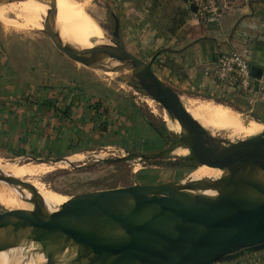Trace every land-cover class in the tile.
<instances>
[{
    "label": "water",
    "instance_id": "obj_1",
    "mask_svg": "<svg viewBox=\"0 0 264 264\" xmlns=\"http://www.w3.org/2000/svg\"><path fill=\"white\" fill-rule=\"evenodd\" d=\"M22 0H0V3ZM57 6V0H40ZM187 1V0H186ZM193 11L196 6L191 4ZM115 19L112 43L84 56L64 42L51 16L50 39L69 59L88 67L123 72L131 86L165 108L181 124L177 138L152 152L128 151L102 162L177 164L192 161L222 170L219 177L176 180L97 190L70 198L50 211L36 186L0 169V181L31 197L32 209L0 213V252L25 247L26 257L42 253L41 264H221L264 249V129L236 141L219 137L187 110L181 95L155 70L157 55L144 60L119 39ZM117 61L118 64H112ZM127 71V72H126ZM223 91L236 95L228 84ZM264 123V113L245 111ZM152 125V124H151ZM186 155L174 154L179 148ZM41 162L69 161L70 156L37 157ZM214 192V193H210ZM83 201L84 203H81ZM37 250V251H34Z\"/></svg>",
    "mask_w": 264,
    "mask_h": 264
},
{
    "label": "crops",
    "instance_id": "obj_2",
    "mask_svg": "<svg viewBox=\"0 0 264 264\" xmlns=\"http://www.w3.org/2000/svg\"><path fill=\"white\" fill-rule=\"evenodd\" d=\"M219 1L224 13L218 20L207 22L194 18L195 11L186 0H111L108 8L119 21L121 43L143 58L148 56V60L157 55L155 70L166 83L207 95H227L223 86L205 73L204 66L214 63L222 52L236 50L248 56L254 75L264 74V0ZM6 38L0 27V64L7 55L17 80L11 94L6 91L11 85L0 83L1 147L19 156H72L90 149L88 144L100 135L115 129L120 133L116 125L127 123V119V129L139 130L137 135L153 128L138 103L126 93L111 90L88 101L72 88L78 81L55 64L51 66L50 61L40 65L27 44L21 51L23 59L14 57L18 41ZM4 42L8 47L3 50ZM45 42L50 57L51 41ZM229 95L264 113V102L250 104L244 97ZM120 119L125 121L117 124ZM221 264H264V249Z\"/></svg>",
    "mask_w": 264,
    "mask_h": 264
},
{
    "label": "rangeland",
    "instance_id": "obj_3",
    "mask_svg": "<svg viewBox=\"0 0 264 264\" xmlns=\"http://www.w3.org/2000/svg\"><path fill=\"white\" fill-rule=\"evenodd\" d=\"M89 1V0H87ZM15 4V11H10L9 15L11 23L14 24L21 21L25 25L24 27H6L4 23L0 21V27L3 29V33L5 37L10 38L13 37V43L18 41L17 50L15 52L14 57H20L21 51L23 49V45L27 44V49L31 54H37V62L40 65H48L49 61L59 69L63 71V73H67L69 77L74 79L76 84L71 85L73 89H76L78 94H81L84 99L90 101L91 99H99L101 95L108 94L111 90H119L123 93L129 95L136 103H138L139 107L145 113V117L148 122L152 124L151 126L161 127L164 126L168 130L170 134L178 133L172 129H170L167 121L165 120L162 112H166V109L163 108L157 101L143 96L141 93L137 92L132 86H129L128 83L118 79L117 77H123L124 74L121 71H107L112 66L104 64L106 67H88L81 63L75 62L69 59L67 56L62 54L53 42L50 39V36L44 31L34 24L37 22V18L35 17L34 10L30 8L29 4L25 8V5L22 4V1L13 2ZM19 3V7L18 4ZM111 0H90L87 3V8L91 11L90 15L95 19L96 22L100 25V22L104 26V30H106L109 36L113 37V32L115 29V22L112 19L111 14H109V4ZM50 5V4H49ZM45 7H42V9ZM28 9V10H27ZM21 10V12H20ZM25 10L28 18H25L22 12ZM45 13V11H43ZM16 15H20V18H17ZM32 16V17H31ZM71 22V16H69ZM74 24L79 25L84 28L83 35H88L87 26L84 23V20L81 16H76ZM31 24V25H30ZM21 26H23L21 24ZM20 28V29H19ZM82 35V36H83ZM80 36V35H79ZM6 38V41H9ZM19 39V40H17ZM47 41H51V56H48L49 46ZM23 42V43H21ZM8 42H4L2 49H6L8 47ZM35 48L39 52H35ZM46 52V55L45 53ZM19 55V56H18ZM42 57V58H41ZM143 58V57H142ZM146 58V59H145ZM144 60H148V56H145ZM42 59H44L42 61ZM11 59L8 60V56L5 55L3 59V64H0V83L4 85H11L10 88H7L6 91H9L11 94L14 90V82H16L17 78L13 77L15 75L14 66L10 63ZM23 65L22 63H20ZM113 63L112 65H114ZM110 70V69H109ZM127 72V71H126ZM27 73L23 71L22 74ZM58 74H61L60 71ZM37 75L41 76L43 73L39 72ZM43 79V78H42ZM13 81V82H11ZM71 81V80H70ZM169 84V83H168ZM175 90L181 95L182 98H194L199 100L212 99L215 103H223L233 111L239 112L243 116V123L248 121H252L253 116L247 114L245 111H256L255 109H250V105L247 106L236 101L235 98H232L231 95L227 94H219V95H207L197 91L191 90H183L178 89V87H174ZM19 92L17 89L16 93ZM199 97V98H198ZM148 98V99H147ZM183 99V100H184ZM151 100V102H150ZM85 101V100H84ZM155 102V103H154ZM184 102V101H183ZM185 103V102H184ZM191 112L194 109H189ZM202 114V113H201ZM200 113L192 112L194 118H200L199 122L208 127L209 121L206 123L203 121L204 119L200 117ZM204 118L207 117L206 114L203 115ZM207 118H210L209 116ZM255 119V118H254ZM119 121V120H118ZM124 119H120V124ZM128 121V122H127ZM127 123H122L120 125H116V127H120V133L115 130H112L108 135L103 136L100 135L98 140H94L92 143L88 144L87 147L90 149H86L83 153L75 154L81 156V159L77 160L73 163H67L65 167H58L51 169L40 176L29 177L27 178L31 182L38 183V185L42 184L41 187L47 190H51L54 194L62 197L68 196L69 198L74 197H86L90 193L103 190L116 188L121 186L133 185L135 183L140 184H159L168 181H176V180H188L189 178H193L194 174L198 172L195 170L199 165H186L181 162L177 164H145V163H136L132 161L125 162H102L100 159L104 158H114L118 156L127 155L128 151H134L138 153L144 152H152L159 149H163L166 146V141L161 139L158 133L154 128H148L147 134L137 135L139 130H132L130 132L127 128L129 127V119H127ZM212 121V120H211ZM209 124H213L215 122H211ZM254 121V120H253ZM208 122V123H207ZM262 126L255 128H246L242 127L241 129H230L227 131L223 130H213L214 134L219 137L227 138L232 141H236L237 139H243L242 136H249L254 134L257 130H259ZM124 131V132H122ZM231 136H230V134ZM107 141H110L111 144H107ZM88 150V151H87ZM180 153V155H185V152L181 150H176ZM0 159L6 160L11 163H35L41 162L39 160H34L29 156H19L15 153L9 151L0 146ZM32 161V162H31ZM50 164H59L60 162H46ZM44 163V164H46ZM189 163V161L187 162ZM35 164H43V163H35ZM195 171H194V170ZM40 179H39V178ZM33 179V180H32ZM35 180V181H34ZM40 181V182H39ZM44 185V186H43ZM16 196V195H11ZM50 197V196H49ZM54 197V196H53ZM50 197V198H53ZM56 197H54L55 199ZM17 204V203H16ZM19 205V203L17 204ZM6 206H14L6 205ZM9 210L5 207V204L0 201V213ZM37 251V250H34Z\"/></svg>",
    "mask_w": 264,
    "mask_h": 264
},
{
    "label": "bare ground",
    "instance_id": "obj_4",
    "mask_svg": "<svg viewBox=\"0 0 264 264\" xmlns=\"http://www.w3.org/2000/svg\"><path fill=\"white\" fill-rule=\"evenodd\" d=\"M89 1L87 0H57V6H52L40 0H22V4L25 5V8L29 4L30 8L34 10L35 17L37 18V22L34 25L41 29H44V31L48 35H50L51 33V30L49 28L51 16L54 14H57L56 26H57L58 31L61 34L63 41L69 43L78 52L86 56L87 52L90 51L93 47H96L102 44L112 43L106 30H104L105 28L102 25V23L100 22V25H99L98 22H96L95 19H93V17L90 15L91 11L87 8V3ZM17 5L19 7V3ZM42 7H45V8L42 9ZM15 9H16L15 4L13 2L0 3V21L4 23V25L7 28L12 27V26L24 27L25 25L23 22L21 23V21L20 23L19 22L17 23L16 21L14 22V24L11 23L10 16L8 15L10 11H15ZM43 11H45V13H43ZM22 14L25 18H28L25 10L22 12ZM69 16H71L70 25H69V21H70ZM76 16H81L83 18L84 23L87 26L88 35L84 36L83 35L84 28L73 23L75 21ZM16 17L20 18L21 16L16 15ZM21 24L23 26H21ZM114 63L116 65L118 64L117 61H115ZM117 78L128 83V85L131 86V82L129 81L127 76H123L120 78L117 77ZM183 99L184 98H182V100ZM183 101L185 102L184 104L186 105V107H188L189 109H194L192 112L200 113V114L202 113L200 116V117H203L201 118V121L202 119H204L203 121L205 123L206 121H209V120L210 121L212 120L213 122H215L212 125L209 124L210 121L209 123L207 122L208 127L203 125L205 128L210 129L212 131L216 129L227 131V130L236 129V128L241 129L242 127H246L250 129V128H255V127H259L263 125V127H261L254 134H252V135H256L264 129L263 122H260L259 120L254 119V118H250V119H253L254 121L252 120V121L243 123V116L241 113L233 111V109L230 110V108H228L226 104H223V103L219 104L216 102L214 103L212 99L199 100V99H194V98H188V99H184ZM188 111L192 114L190 110ZM203 113L204 115L206 114V116L208 115L210 118H207L208 116L204 118V116H202ZM162 114L164 115L165 120L167 121L170 129L176 132L181 131V124L179 123L178 120L172 119L168 111L167 113L162 112ZM197 120L199 121L200 118H198ZM252 135H249V136H252ZM249 136H242L241 138H247ZM176 150H181L185 152V155L189 153V149L185 147H179ZM176 150L173 153L180 155V153ZM68 159L71 162H76L77 160L81 159V156L72 155ZM35 163H43V164H35ZM35 163H29V162L28 163H11L9 161H6V160L3 161L0 159V169L4 171L5 173L12 174L16 177L23 178L31 182L27 178L29 177L37 178V176H40L41 174L51 169L56 168L55 166L62 168V167H65L67 163L69 162L63 161V162H60L59 164L57 163L50 164L46 162H35ZM195 170L197 171L199 170V171L196 172V174H194L191 180H197V179H201L205 177H211V178L219 177L222 174L221 169L214 168L208 165H200ZM35 182H31V183H33L36 186L39 193L44 199L46 207L50 211H56L62 203L70 199L68 196L60 197L54 194L53 192H51L50 189L47 190L41 187L42 184H40L41 185L40 186L38 185V183H35ZM210 193H214V192H210ZM11 195H16V196H11ZM23 196H26L27 198L31 197V193L26 189H24L23 192H21L13 184H8V183L0 181V201L5 204L6 208L11 209V210H20V209L30 210L32 209L34 206V203L23 200ZM49 196L50 197L54 196L56 198L55 199L54 197L50 198ZM80 202L84 203L83 201H80ZM16 203L17 204L19 203V205H17ZM11 204L12 205L14 204V206H6V205H11ZM26 254H27L26 249L25 247H22V246L17 247V248H11L10 250L5 251V252H0V264H41L45 261V256L42 253H36L35 255H30L29 258L26 257Z\"/></svg>",
    "mask_w": 264,
    "mask_h": 264
},
{
    "label": "built area",
    "instance_id": "obj_5",
    "mask_svg": "<svg viewBox=\"0 0 264 264\" xmlns=\"http://www.w3.org/2000/svg\"><path fill=\"white\" fill-rule=\"evenodd\" d=\"M196 6L197 21L218 20L224 13L219 0H187ZM204 71L222 86L236 88V95L244 97L250 104L264 102V74L254 75L248 56L236 50L222 52L214 63H206Z\"/></svg>",
    "mask_w": 264,
    "mask_h": 264
},
{
    "label": "flooded vegetation",
    "instance_id": "obj_6",
    "mask_svg": "<svg viewBox=\"0 0 264 264\" xmlns=\"http://www.w3.org/2000/svg\"><path fill=\"white\" fill-rule=\"evenodd\" d=\"M155 131L158 133L159 137L161 139H164L166 141V146H167V135L169 134L172 138H177V135L176 134H170L168 133V130L166 129V127L164 126H161V127H157V126H152ZM178 133V132H177ZM165 146V147H166ZM184 163V162H183ZM186 165H199L198 163H195V162H192V161H189V163H184ZM200 166V165H199Z\"/></svg>",
    "mask_w": 264,
    "mask_h": 264
},
{
    "label": "trees",
    "instance_id": "obj_7",
    "mask_svg": "<svg viewBox=\"0 0 264 264\" xmlns=\"http://www.w3.org/2000/svg\"><path fill=\"white\" fill-rule=\"evenodd\" d=\"M150 123V122H149Z\"/></svg>",
    "mask_w": 264,
    "mask_h": 264
}]
</instances>
